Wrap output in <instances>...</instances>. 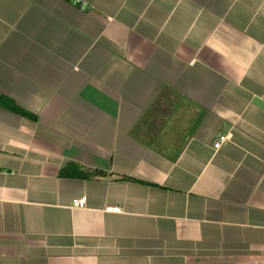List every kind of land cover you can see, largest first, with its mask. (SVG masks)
Returning a JSON list of instances; mask_svg holds the SVG:
<instances>
[{"label":"crops","instance_id":"1","mask_svg":"<svg viewBox=\"0 0 264 264\" xmlns=\"http://www.w3.org/2000/svg\"><path fill=\"white\" fill-rule=\"evenodd\" d=\"M0 264H264V0H0Z\"/></svg>","mask_w":264,"mask_h":264},{"label":"trees","instance_id":"2","mask_svg":"<svg viewBox=\"0 0 264 264\" xmlns=\"http://www.w3.org/2000/svg\"><path fill=\"white\" fill-rule=\"evenodd\" d=\"M7 108L12 111L17 112L18 114L26 117H33L30 114L20 110L13 102L5 101L3 103ZM34 118V117H33ZM35 119V118H34ZM61 178H71V179H88L90 177L89 172L83 171L79 166L74 163H69L63 167L60 171Z\"/></svg>","mask_w":264,"mask_h":264},{"label":"built area","instance_id":"3","mask_svg":"<svg viewBox=\"0 0 264 264\" xmlns=\"http://www.w3.org/2000/svg\"><path fill=\"white\" fill-rule=\"evenodd\" d=\"M229 137L227 135H221L217 138V140L213 144V148L217 151L219 150L222 146H224L226 143H228ZM86 203V198H81L78 200H75L73 202V208L78 209V208H83Z\"/></svg>","mask_w":264,"mask_h":264}]
</instances>
